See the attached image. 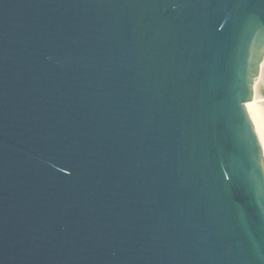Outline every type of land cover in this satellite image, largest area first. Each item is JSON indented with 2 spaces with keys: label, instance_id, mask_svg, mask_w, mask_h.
Wrapping results in <instances>:
<instances>
[{
  "label": "water",
  "instance_id": "1",
  "mask_svg": "<svg viewBox=\"0 0 264 264\" xmlns=\"http://www.w3.org/2000/svg\"><path fill=\"white\" fill-rule=\"evenodd\" d=\"M264 0H0V264H264Z\"/></svg>",
  "mask_w": 264,
  "mask_h": 264
},
{
  "label": "bare ground",
  "instance_id": "2",
  "mask_svg": "<svg viewBox=\"0 0 264 264\" xmlns=\"http://www.w3.org/2000/svg\"><path fill=\"white\" fill-rule=\"evenodd\" d=\"M246 106L247 111L257 128L264 149V119H262V117L264 116V114L262 113L264 112V97L252 99L246 103Z\"/></svg>",
  "mask_w": 264,
  "mask_h": 264
},
{
  "label": "rangeland",
  "instance_id": "3",
  "mask_svg": "<svg viewBox=\"0 0 264 264\" xmlns=\"http://www.w3.org/2000/svg\"><path fill=\"white\" fill-rule=\"evenodd\" d=\"M264 114V112H262ZM262 119H264V116L262 117ZM264 121V120H263Z\"/></svg>",
  "mask_w": 264,
  "mask_h": 264
}]
</instances>
